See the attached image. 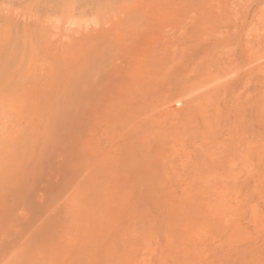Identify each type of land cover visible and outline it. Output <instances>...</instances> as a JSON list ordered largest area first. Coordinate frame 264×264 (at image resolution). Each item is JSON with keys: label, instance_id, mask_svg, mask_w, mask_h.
<instances>
[{"label": "rangeland", "instance_id": "374dc122", "mask_svg": "<svg viewBox=\"0 0 264 264\" xmlns=\"http://www.w3.org/2000/svg\"><path fill=\"white\" fill-rule=\"evenodd\" d=\"M0 264H264V0H0Z\"/></svg>", "mask_w": 264, "mask_h": 264}, {"label": "bare ground", "instance_id": "6f19581e", "mask_svg": "<svg viewBox=\"0 0 264 264\" xmlns=\"http://www.w3.org/2000/svg\"><path fill=\"white\" fill-rule=\"evenodd\" d=\"M10 74V73H9ZM6 78V77H5ZM3 80H5V79H2V82H4ZM7 81V80H6Z\"/></svg>", "mask_w": 264, "mask_h": 264}]
</instances>
